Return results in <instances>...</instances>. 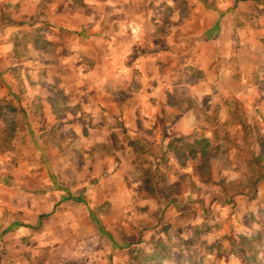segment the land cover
Returning a JSON list of instances; mask_svg holds the SVG:
<instances>
[{
    "label": "rangeland",
    "instance_id": "rangeland-1",
    "mask_svg": "<svg viewBox=\"0 0 264 264\" xmlns=\"http://www.w3.org/2000/svg\"><path fill=\"white\" fill-rule=\"evenodd\" d=\"M52 1L54 0H10L7 6L9 14L5 11V18L10 21L4 22V28L5 32L9 33L10 37L7 39L10 46L14 42L16 50L13 57L17 60L14 63L11 52L6 51L0 62V126L3 128L0 132L1 151L18 165L29 157L41 160L48 157L55 159L58 153L55 154L48 145L58 144L60 149L63 147L59 151L66 154L69 166L72 162L79 170L82 165L85 166L82 167L85 171L79 172L84 182L79 190H75L77 182L69 180L67 197L61 198L58 195L46 198L47 203H44V197L38 199L37 205H42V209L48 204V200L53 202V206L51 212L39 214L36 230L31 229L29 225V222L34 220V213L26 211V214L22 215L23 219L28 220L27 226L25 224L26 227L12 230L15 236L25 243L21 254L27 257V247L32 243L34 233L38 236L36 242L41 243L48 238L50 232L51 235L57 236V245H61L63 252L81 253L80 257L86 259H89V254L97 252L110 255L119 253L127 255V258L137 256L141 259L151 254L153 260L149 264H160L162 259L158 260L156 257L163 251L160 246V233L165 228L167 240H174V232H171L172 236L169 229H166L173 222L178 227L177 236L180 238L188 236L198 240L201 237L214 240L211 247L197 244V251L203 247L213 251L205 261H200L202 264H264V174L254 186L250 184V179L254 176L253 166L246 154L253 148L259 150L261 146L264 150V36L261 37V64L253 73L255 81L259 83L261 95L249 102L250 105L245 101L238 103L235 97L214 99L208 95L207 98L203 97L196 102L190 89H184V97L188 98L190 104L198 111V119L192 131L185 135V139L176 140V136H169V139L174 138L177 144L206 140L212 154L204 161L198 155L191 157L188 151L177 155L167 152L164 148L163 140L168 139L166 126L175 119V113L170 108L163 109L161 123H150L145 129L146 133L133 140H129L123 133V119H117V129L112 131V144L123 149L102 150L88 147L83 141H74L70 127L73 119L71 115H67L65 126H55L54 123L50 127L53 137H49L46 129L50 123L46 124V119L39 113L43 106L41 96L45 93L41 83L47 80L56 82L57 85L52 83V86L57 88L59 94L77 95L82 99L89 92L94 93L90 89L96 64V53L92 49L80 47L79 52L76 51L77 48L76 52L70 50L69 62L66 67L64 63L63 68L56 59L52 44L55 38L50 36L51 28L55 27L51 15V10L54 9ZM86 2L90 9L96 5L94 0ZM171 8L172 6H168L165 12ZM187 9L188 5H180L182 12ZM69 20L74 26H77L76 23L80 20L74 13L73 6L72 9L70 6ZM10 23L16 26L8 28ZM156 24L160 25L163 35L161 39L165 42L163 44L168 45L172 39L170 33L174 30L177 32L176 29L182 30L181 28L189 23L163 20ZM36 56L46 58L44 60L47 66L43 63H30ZM214 62L218 67L222 66L221 53L217 54ZM203 75L202 71L193 67L187 72L186 79L197 80L203 78ZM136 76L137 74H134V77ZM61 77L67 84L63 88L58 85ZM164 78L175 80V74L170 72L164 75ZM77 82L81 83L80 90H76V85L72 86ZM86 103H89L86 108L81 101L69 100L66 104L71 111L81 112L84 108L86 131L95 137L99 129V118L92 115L93 103ZM104 122L107 124L108 120ZM137 123L141 128L144 125L140 116ZM39 129H42L41 134L46 135L42 140L37 137ZM206 143L203 142L204 145ZM118 150L121 157L116 155L113 159L127 160L124 179L133 197L124 210L115 209L112 212V201L121 205L125 201L124 195H113L111 201L104 199L98 202L99 189L93 187V181L105 173V166L101 168L103 164L98 165V162L103 161V157L99 155L100 151L114 155ZM17 167L19 171L16 176L21 187H34L35 180L28 178L31 176L28 173L30 165L23 163ZM42 168L43 165H33L30 172L42 171ZM68 174H72L71 169H68ZM146 174L162 178L161 187L167 197L160 194L161 197L155 199L141 194L139 188ZM12 176L8 174L4 177V185L9 186ZM54 188H60L59 184L55 183ZM1 190L3 195L6 194L5 189ZM145 199H151L157 205L156 209L148 213L149 205L144 203ZM80 204L85 207H80ZM5 210L8 218L9 213L14 214L8 206H5ZM46 223L53 225L54 231L46 229ZM76 237L81 242L74 243ZM108 239L112 243H108ZM149 241L150 244H147ZM4 247L3 249L8 248ZM14 259H9L5 254L2 261L3 264H12ZM2 261L0 260V264ZM22 262L25 263L19 260L16 264ZM86 262L69 260L66 264ZM36 264L47 263L42 258L36 260ZM114 264L137 262L125 259L124 256Z\"/></svg>",
    "mask_w": 264,
    "mask_h": 264
},
{
    "label": "crops",
    "instance_id": "crops-1",
    "mask_svg": "<svg viewBox=\"0 0 264 264\" xmlns=\"http://www.w3.org/2000/svg\"><path fill=\"white\" fill-rule=\"evenodd\" d=\"M9 1L0 0V38H2L0 62L3 54L10 51L15 63L17 59L13 56L16 47L14 42L10 46L7 39L10 36L4 28V22L10 21L5 18V11L9 14L7 7ZM94 3L96 5L90 9L86 0L52 1L54 9L51 10V15L55 27L51 28L50 36L55 38L52 42L53 50L60 67L63 68L64 65L66 67L69 62L70 50L75 51L77 48L76 51L79 52L80 47H89L96 53V64L93 69L94 78L90 81V89L94 93L89 92L90 94L82 99L77 95L59 94L57 88L52 86V83L56 84V82H50L51 80L41 83L44 85L45 93L41 96L43 106L39 113L46 119V124L50 123L46 129L49 137H53L50 127L54 123L55 126H65L67 115H71L73 119L70 127L74 141H83L88 147L102 150L119 148L121 151L123 148L112 144V131L117 129V119H123V133L129 140H133L138 135H144L150 123H161L163 109L170 108L175 113V119L166 126L168 139L163 140L166 148L169 136L190 133L198 119V111L190 104V100L184 97L185 88L190 89L196 102L203 97L207 98L208 95L209 98L214 97V99L235 97L250 105L249 102L260 97L261 89L253 73L261 64V37L264 36V3L261 1L217 0L212 6H208L203 0H94ZM182 4L188 5L186 12L180 10ZM70 6L71 9L72 6L74 7V13L80 17L77 26L70 23ZM168 6L172 8L165 12ZM163 20H179L189 24L181 28L182 30L172 31L171 42L166 45L161 39L163 35L160 25L156 24ZM9 25L8 28L16 26L14 23ZM218 53L222 55L220 67L214 62ZM44 59L46 58L36 56L30 63H43L47 66ZM193 67L202 71L204 77L188 81L187 72ZM170 72L175 74V80H165L164 75ZM134 74L137 76L134 77ZM80 84L77 82L72 86L76 85V90H80ZM58 85L61 88L67 85L64 78L61 77ZM69 100L81 101L83 107L89 105L86 102L93 103L92 115L99 118V129L95 137L86 131L84 108L80 110L82 113L78 110H69L66 104ZM173 101L182 104L184 109L179 110L172 106ZM139 116L144 123L142 128L137 123ZM105 118L108 120L107 124L104 122ZM2 131L3 128L0 126V132ZM41 133L42 129H39L37 137H40V140L46 137ZM48 146L55 154L58 153V157L55 159L48 157L43 160L29 157L18 163V165L23 163L30 165L28 173L31 176L28 178L36 182L34 187L24 189L16 176L19 171L18 165L10 160V157L2 154L0 145V260L2 261L6 254L9 259L15 258L12 264H16L19 260L25 262L22 264H36V260L42 258L47 264H66L69 260L76 262L84 260L87 261L85 264H114L124 256L125 259L134 262L133 256L127 258V255L119 253L110 255L97 252L89 254V259H86L80 257L81 253L80 255L63 252L61 245L60 247L57 245V236L51 235L50 232L48 238L41 243L36 242L38 236L34 233L32 243L27 247V257L21 254L25 243L21 242L12 230L27 226L28 220L23 219L22 215H25L26 211L34 213V222L30 221L28 224L31 229L36 230L39 214L51 212L53 206V202L48 200V204L42 209V205H37L38 199L44 197L46 200L58 195L61 198L67 197L69 180L77 182L75 190H79L84 182L79 172L85 171L82 168L85 166L82 165L80 170L73 162L69 166L65 158L66 154L59 151L63 147L60 149L55 143ZM119 150L114 155L100 151L99 155L103 157V161L98 162V165L103 164L101 168L105 166V173L93 181V187L99 189L98 202L104 199L111 201L113 195H124L123 204L118 205L112 201V212L115 209L124 210L128 203L132 202L133 197L124 179L127 160L113 159L116 155L121 157ZM33 165H43L42 171L30 172ZM98 165L96 166L99 167ZM68 169L72 170L71 175L68 174ZM8 174L13 176L9 179V186H6L4 177ZM55 183L59 184L60 188H54ZM37 184L42 185L43 188ZM1 189H5L6 194L3 195ZM44 203H47V200ZM144 203L149 205L148 213L157 207L151 199H145ZM5 206L14 212V214L9 213V218L6 217ZM79 206L85 207L81 204ZM171 207L175 208V206ZM87 208L91 210L88 205ZM45 227L48 230L55 229L48 223ZM177 228L173 222L166 228L170 233L173 231L175 234L172 241L167 240L165 228L160 233L162 235L160 246L163 251L156 256L158 260L162 259L160 264H197L196 261L202 264L200 261H205L211 256L213 251L205 247L197 251L196 246L199 243V246L202 244L211 247L214 240L204 237L198 240L188 236L180 238L177 236ZM171 235L173 236L172 233ZM75 242L81 240L76 237ZM108 243L112 242L108 239ZM147 244H150V241ZM4 246L8 248L3 249ZM152 260L151 254L142 258L143 264H149Z\"/></svg>",
    "mask_w": 264,
    "mask_h": 264
},
{
    "label": "trees",
    "instance_id": "trees-1",
    "mask_svg": "<svg viewBox=\"0 0 264 264\" xmlns=\"http://www.w3.org/2000/svg\"><path fill=\"white\" fill-rule=\"evenodd\" d=\"M208 6H212L213 2L211 0H203ZM263 1L264 0H259ZM238 103L240 101L238 100ZM172 106L178 108L179 110H183L182 104L173 101L171 102ZM185 135H178L175 137L176 140L185 139ZM203 142L206 143V140H195L192 144H188L187 142H183L182 144H177L174 142V138L169 139L167 145H166V151L173 153V154H181L185 151H188L191 153V157H198L204 161L206 158H208L212 153L210 152L207 143L204 145ZM248 156V160L252 163V172L254 176L250 179V184L254 186L256 184V181L260 176L264 174V150L263 146L260 147L259 150H255L254 148L251 149L249 152H246ZM214 155V154H213ZM195 168H197L195 166ZM194 168V169H195ZM155 174H156V168ZM154 174V175H155ZM162 178L160 176H149L146 174L145 179L143 180L139 191L144 197L149 198H155L159 199L161 195L163 194L162 190ZM161 194V195H160ZM163 197H167V194H163ZM133 260L137 262V264H143V261L141 258H138L137 256H133Z\"/></svg>",
    "mask_w": 264,
    "mask_h": 264
}]
</instances>
